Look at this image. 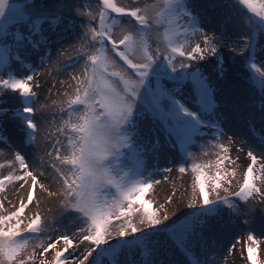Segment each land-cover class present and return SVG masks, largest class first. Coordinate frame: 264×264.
Here are the masks:
<instances>
[{"label": "snow or ice", "instance_id": "6c2138e0", "mask_svg": "<svg viewBox=\"0 0 264 264\" xmlns=\"http://www.w3.org/2000/svg\"><path fill=\"white\" fill-rule=\"evenodd\" d=\"M34 4L35 0H28L21 8L15 0H0V89L9 90V94L18 93L21 105L12 110L0 107V118L11 111L10 119L24 134L22 143L26 147L34 145L38 130L33 115L36 93L30 84L33 75L18 78L11 70L12 60L22 67L25 62L19 51L14 54L8 47L3 34L9 30V25L15 27L22 23L27 35L13 32V40L18 49L25 46V41L35 49L40 42L33 41L32 37L39 35L46 43L42 25L47 23L49 29L55 31L64 20L61 13L67 7L60 3L55 12H47L42 0L38 7H33ZM98 6V13H93L87 4L74 6L76 15L87 16L89 21L98 20V23L95 26L91 23L82 25L84 32L76 46L79 55L70 58L71 64L63 66L64 69L74 67L83 59L80 73L72 76L76 82L73 95H68L53 114V123L57 115L62 122L56 129L59 137L47 153L52 157L49 162L53 170L52 178L60 185L59 195L63 197L60 208L75 214L73 220L79 222L77 231L70 237L66 229L53 238L49 233L58 232V229L45 223L39 213L25 224L22 217L34 200L38 179L25 155L17 150L15 160L22 174L0 178V192L16 181L27 183L25 177L31 178V187L26 201L21 199L14 212L0 215V264H28V261L36 260V249H41V257L54 249L51 264H104L105 258L111 257L116 261L118 252L131 246L144 249L146 256L154 254V250L148 249L147 242L155 237L160 231L157 226L167 221L169 216L165 213L161 217L163 205L154 208L153 202L145 198L153 185L160 181L148 172L144 162L145 152L139 134V122L144 118L159 124L166 144L180 149L178 171L184 174L190 167L193 202L187 206L196 207L198 197L200 212L197 217L218 215L221 205L237 210L229 196L218 195L220 189L228 192L223 185L227 183L230 186L229 177L234 178L236 172L225 167L226 161L229 164L234 161L228 155L229 149L219 141L223 135L219 123L221 117L211 118L217 107L214 89L200 69L187 71L192 67V61L205 60L210 54L217 59L214 71L222 79L225 68L223 56L218 54V43L223 44L227 37L221 34L218 43H213V37L204 36L203 47L199 43L191 46L196 35H204L199 14L193 12L191 0H152L143 7L130 9L118 6L115 0H98ZM217 6L238 10L247 29V34L239 37L243 41L240 52L249 51L245 67L249 71V83L261 91L259 119L264 121V68L255 61L258 39L264 36V0H220ZM123 17L131 20L121 19ZM230 22V16L226 15L221 21V28ZM152 39L156 41L155 48L150 43ZM189 47L190 50H187ZM234 50L229 46V51ZM178 57L182 59L178 60ZM178 68L185 71L177 75L168 71L177 73ZM5 69L7 78L4 76ZM165 78L173 81L174 87L168 88L159 82ZM153 80L157 81L154 88L151 86ZM185 83L191 86V107L177 98V93L182 94ZM3 94L0 92V95ZM4 102L0 100V103ZM247 123L249 131L264 146V134L257 132L251 118ZM204 128L212 129L213 141L209 143L211 147L219 148L223 155L217 153L214 161L193 160L188 165L187 161L192 159L189 146L193 144L194 137L207 135ZM6 139L3 120L0 119V143ZM159 147V136H156L151 151L156 153ZM202 154L208 155L207 151ZM247 155L251 163L243 173L239 190L231 194L245 204L254 196L264 199V190L257 184V181L264 183V176L258 174L264 170V163L257 169L254 167L258 164L257 155L252 149ZM40 159L41 164L37 168L44 175L43 157ZM3 167L0 164V168ZM163 171L171 169L164 168ZM40 187L49 191L43 184ZM212 193H217V199L209 198ZM49 194L57 193L49 191ZM168 199L170 202L171 197ZM2 208L3 203H0ZM135 217H138L136 222ZM137 223L152 231H145ZM196 223L203 222L197 219ZM114 227L115 237H118L115 246L109 243ZM191 231L193 227L185 225L169 233V238L189 259V264H202L187 246ZM137 233L141 235L137 236ZM73 237L78 238L75 244ZM50 240L53 242L48 243ZM247 241L251 242L246 245L249 264H259L257 238L250 232ZM85 242L87 247L83 258L73 259L74 252L69 250L78 249ZM61 243L64 247L58 248ZM30 247L31 252L28 251ZM38 264L47 262L40 259ZM147 264H163V261L150 260Z\"/></svg>", "mask_w": 264, "mask_h": 264}, {"label": "rangeland", "instance_id": "374dc122", "mask_svg": "<svg viewBox=\"0 0 264 264\" xmlns=\"http://www.w3.org/2000/svg\"><path fill=\"white\" fill-rule=\"evenodd\" d=\"M15 2L18 7L23 8L28 3V0H15ZM42 2L45 6L44 10L47 12H55L57 5L60 3L67 6L61 13L64 20L56 27L55 31H51L47 23L42 25L44 29L43 35L47 38L46 43L37 35L32 37L33 41L40 42L35 49L27 45V41L24 42V47L18 49L12 33L22 32L27 35L26 28L22 23H18L15 27L9 25V30L3 34L6 37L8 47L14 54L19 51L25 62L22 67L20 63L12 60L10 64L11 70L15 72L18 78L30 74L33 75V80L30 84L33 85V91L36 93L34 97L35 112L33 115L38 123V130L34 145L26 147L22 143L24 134L19 131L17 123L10 119L11 111L0 118L3 120L4 136L7 139L15 137V144L7 145V139L5 142L0 143V164L4 165L3 168H0V171L3 170L0 173V178L10 173L11 163L15 165L16 161L11 160L10 157L16 155L17 150L25 155L28 163L34 162L33 164L39 175L37 177L38 181L45 179L42 180L46 181L44 184L45 188L57 194L50 195L49 191H45L40 187L36 201L25 210L22 219L25 220L26 224L39 213L45 223H50L55 229H58V232H50L49 235L55 238L56 235L64 233L67 229L71 237L77 231L79 222L73 220L74 213L66 212L60 208L63 197L59 195L60 185L52 178L53 170L49 166L52 157H49L47 153L57 137H59L56 129L62 122L59 115H57L53 123V114L58 106L67 99L68 95H73L76 82L73 81L72 76L80 73L83 59L81 58L80 62L76 63L74 67L67 69H64L62 63L71 64L72 59L70 58L74 59L79 55L76 46L84 32L82 25L91 23L95 26L98 23V20L89 21L87 16L76 15L74 6L87 4L93 13H98L99 6L98 0H42ZM115 2L118 6L130 9L143 7L146 3H151L152 0H115ZM40 3L41 0H35L33 7H38ZM219 3L220 0H191L192 10L194 13L199 14L200 26L204 30V35L198 34L194 37L191 46L199 43L203 47L204 36L213 37V43H218V38L221 34L227 37L223 44L218 43V54L223 56L224 59V76L221 79L219 74L214 71L217 59L210 54L205 60L192 61V67L187 71L191 72L200 69L208 77L209 83L214 89L217 107L214 110L215 115L211 118L221 117L219 123L223 135L220 136L219 141L220 144L229 149L228 155L234 161L231 164L226 161L225 167L228 171L235 170L236 172L234 178L229 177L231 185L229 186L227 183L223 185V187L228 188V192L220 189L218 190V195L220 197L229 196L236 204L237 210L232 211L221 205L218 215L197 217L200 212L198 197L195 200L196 207L189 208L187 206L190 202H193L191 187L193 174L190 167L184 174L178 171L181 160L180 149L165 143V134L160 130L159 124L148 118L141 119L139 122V134L145 152L144 162L148 172L160 181L159 184L153 185V189L145 198L153 202L154 208H159L163 205L161 217L166 213L169 219L157 226L160 231L152 240L147 242L148 249L154 250L153 255L146 256L144 249L139 246H131L121 249L117 254L116 261L111 257L105 258L104 264H133V262L134 264H147V261L150 260L163 261V264H189V259L169 238V233L178 231L185 225L193 227V231L188 233L187 246L202 264H249L246 245L251 244L250 241H247V236L250 232L254 234L258 241L259 264H264V199L254 196L245 204L231 195L239 190V185L243 182V173L251 163L247 155L249 149H252L258 157V164L254 166L255 168L259 169V165L264 163V146L249 131V124L247 123L249 118H251L252 125L257 132L264 134V121L259 119L262 94L258 87L251 85L248 81L249 71L245 67V60L249 56V51L240 52L243 41L239 37L247 34V29L241 21L240 13L234 8L219 7L217 6ZM226 15L230 16L231 22L225 24L222 29L221 21ZM121 19L131 20L129 17ZM132 23L134 24L135 21L133 20ZM213 34L215 35L213 36ZM150 43L155 48L156 41L152 39ZM229 46L235 50L229 51ZM190 47L187 50H190ZM261 49H264V36L258 39L255 52L256 64L264 68V51H261ZM49 57H53V63L49 61ZM177 59L182 58L178 57ZM168 71L171 75H177L185 70L178 68L177 73ZM4 76L7 78V69L4 70ZM68 77H70V80L64 82L63 80ZM156 82V80H153L151 85L153 88ZM159 82L168 88L174 87V82L167 78ZM35 85L39 86L35 87ZM190 87V84L185 83L182 94L177 93V98L189 107H191ZM0 92L4 93L0 95V100L5 101L0 103V107L12 110L21 106L18 93L9 94V90L3 89H0ZM152 129H155V131H152ZM203 131L207 135L194 137L193 144L189 146L192 159L187 161L188 165L193 160L196 162L214 161L217 159L215 155L217 153L223 155L219 148L211 147L209 143L213 141L212 129L204 128ZM156 136H159L160 147L156 153H153L151 146ZM6 149L11 153L8 157L4 155ZM203 151H207L208 155H203ZM41 157H43L44 175H41L37 168V165L41 164ZM164 168H169L171 171L164 172ZM258 174L264 176V170H260ZM257 184L264 190V183L257 181ZM38 185H40V182ZM10 187L11 185H6L5 190L0 192V203H3L0 215H8L14 212L20 206L21 199H23L19 198L17 204L8 201L6 191ZM209 191L211 190L209 189ZM169 197H171L170 202ZM209 198L217 199V193H212ZM246 209L251 210L246 211ZM197 219L203 223H196ZM136 221H138V217L134 218V222ZM137 226L145 228V226L138 223ZM145 231L150 232L152 230L145 228ZM136 235L140 236L141 233ZM127 239H131V237ZM73 240L75 244L78 238L73 237ZM51 242L53 241H48V243ZM117 242L118 237H115L114 227L113 238L109 239V243L115 246ZM252 246L257 247V245ZM57 247L62 248L64 245L61 243ZM86 247L87 243L85 242L78 249H70V252H74L73 259H82ZM28 251H32L31 247ZM35 251L37 254L36 260L28 261V264H38L40 259L45 260L47 264H51L55 255L54 249H50L43 257L39 256L41 249H36ZM65 255L68 254L66 253ZM93 256H95V253H93ZM85 264H88V262H85Z\"/></svg>", "mask_w": 264, "mask_h": 264}, {"label": "bare ground", "instance_id": "6f19581e", "mask_svg": "<svg viewBox=\"0 0 264 264\" xmlns=\"http://www.w3.org/2000/svg\"><path fill=\"white\" fill-rule=\"evenodd\" d=\"M49 61H51L53 63V61H54L53 57H49ZM57 63L59 64V62H57ZM65 64H67V63H64V64L62 63V66H64ZM60 66H61V63H60ZM69 80H70V77L65 78L63 81L66 82V81H69ZM9 144H15V137L7 139V145H9ZM4 152H5L4 155L6 157L11 155V153L9 151H7V149ZM10 159L11 160H15V155L10 157ZM33 163L34 162H31L29 164L32 166V170H33L34 175H37V177H39V175L37 174V169H36V167L34 166ZM14 164L15 165H13V163H11V171H10V173L8 175H10V174L11 175H21L22 174V169L20 168L19 163L15 162ZM2 172H3V170L0 171V173H2ZM25 180H27V183H25L24 180H21V181H16V183H14V184H11L10 189L8 191H6V198H8V201H10L13 204H17L19 198L20 199L23 198L26 201L27 192H28V190L31 187V178L30 177H25ZM42 180H45V179H42ZM42 180H39L38 183L40 182V184L44 185L46 183V181H42ZM47 182H49V181H47ZM38 183H37V185L35 187L34 200H33L32 204H31V206L36 201V196L39 193L38 190L40 188V185H38ZM21 184L24 185L23 188L20 187ZM40 198H42V197L40 196Z\"/></svg>", "mask_w": 264, "mask_h": 264}]
</instances>
